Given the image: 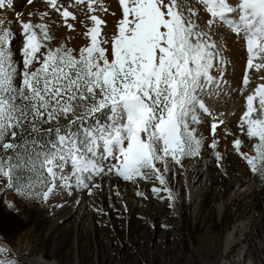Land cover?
Here are the masks:
<instances>
[{"label":"snow or ice","instance_id":"obj_1","mask_svg":"<svg viewBox=\"0 0 264 264\" xmlns=\"http://www.w3.org/2000/svg\"><path fill=\"white\" fill-rule=\"evenodd\" d=\"M41 3L25 0V16L0 0V193L14 194L9 211L79 205L104 182L123 181L143 199L140 182L151 184L175 213L184 193L172 181L205 153L221 177L234 154L264 190V0H118L110 33L96 14L109 11L101 0ZM70 8L90 22L79 21L78 49L51 31L48 9L75 31ZM229 39L247 54L235 86ZM0 264H24L3 236Z\"/></svg>","mask_w":264,"mask_h":264},{"label":"rangeland","instance_id":"obj_2","mask_svg":"<svg viewBox=\"0 0 264 264\" xmlns=\"http://www.w3.org/2000/svg\"><path fill=\"white\" fill-rule=\"evenodd\" d=\"M21 1L24 2L25 7H28L25 5V0H18V2ZM63 2L67 6L72 0H63ZM101 2L108 7L109 11L96 14L107 21L103 32L110 33L115 21L111 12L119 15L118 0H101ZM36 3L40 6L39 10H44L41 0H36ZM16 10L25 12V16L28 13L21 7ZM69 10L78 17L77 21H69L73 23L75 31H68L58 14L48 9L54 21L51 31L58 40L63 39L68 46L78 49L86 43L83 36L86 29L79 21L84 20L86 24L90 22L84 18L83 13L72 8ZM68 37L71 39L69 40ZM225 55L231 60L227 73L230 83L233 86L241 84L243 68L246 66V51L229 39ZM228 110L231 111V108L229 107ZM236 113L239 114V105L236 107ZM237 115L228 118L230 124L236 122ZM220 127L223 128V125ZM230 139L228 137L227 141ZM225 143L226 140L222 137L221 150L224 149ZM229 160L230 163L226 165L228 176L221 177L207 153L204 154V159H196L197 171L202 174L204 185L200 187L192 203L178 204L177 212L173 213L167 203L164 205L156 197L152 199L149 206L145 205L149 208L153 203L158 204L153 214L143 211L136 215L134 211L129 223L131 237L129 241L135 242L137 248L133 251L117 250L118 253L124 252L123 256L117 255L116 252L114 255L111 252L110 228H114V237L119 240L124 239L125 235L120 225L122 219L117 217L116 199L109 194L112 192L109 188L112 187H109L107 182L103 183L101 190H96L94 195L90 196L91 206L93 210L95 209L94 226L97 229L94 232L95 246L99 248L100 243L103 248L97 262L94 261L92 238L86 228L84 230L79 224L76 231H73L57 223V219L67 211V209L64 211V208L79 209L71 198L66 200L63 208L31 205L17 215L6 207V202L15 201L14 194L5 196L0 193V196L1 194L3 196L0 201V236L5 237L10 246L15 245L18 248V257L24 261V264H27L25 259L30 251L35 255H42L48 261L53 258L58 264H73L75 260L78 264H100L102 261L103 264H264V190L258 180L249 179L250 174L245 173V165L234 154L229 157ZM188 161H184L186 171L183 175L187 181L192 178L186 166ZM219 205L222 206L220 214L218 213ZM104 207L107 209L110 207L115 214H111ZM105 211H108L107 216ZM143 217L150 219L143 222L140 219ZM163 220L167 221L162 222ZM161 225L169 227L164 228ZM232 229H235L234 241L225 248V238ZM163 232L169 235L165 236L167 239L171 238L170 236H176L180 239V243L177 242L176 246L166 244V248L162 250L159 240L165 238ZM53 244H56V247L51 254Z\"/></svg>","mask_w":264,"mask_h":264},{"label":"bare ground","instance_id":"obj_3","mask_svg":"<svg viewBox=\"0 0 264 264\" xmlns=\"http://www.w3.org/2000/svg\"><path fill=\"white\" fill-rule=\"evenodd\" d=\"M37 2H39V1H37ZM14 4H15V7L17 9L21 7L26 12H28L31 9V6L30 7L29 6L25 7L24 6V2H22V1L18 2V0H14ZM250 74H251V70H250ZM187 163H186L187 164L186 166L188 167L189 172L192 174L191 180L187 181L186 177H184V176L181 177L180 176L176 180L172 181V185L174 187V190L176 192H183L184 193V199L182 201H178L177 202V205H176V209L177 210H176V212L178 211V204H181V203H184V204L192 203L194 201L196 195H197V192L200 190V187H202L204 185L203 176H202V174H200L197 171V164L198 163H196V159L189 160ZM107 184H108L109 187H112V188H109L112 191V192H109V194H111L110 195L111 197H114L116 199L115 202H116V206L118 207V210H117L116 213H117V217L122 219V221L120 222V225H121L122 232L124 231L123 235H125L124 239L119 240L116 237H114L115 236L114 228L113 227L110 228L111 235L110 234L109 235H110V240H111V252L114 255L121 254V256H123L124 252L118 253V251H133V250H135V248H137V247H135L134 240H133L134 243H131L129 241V238H131L129 236V223H130V220H131L133 212L135 211L136 215H139V214L143 213V211H145V213L146 212H151L153 214L154 212H156L155 210H157L156 207H157L158 204L157 203H153V205L151 207H149V208H147L145 206L146 204H148V206H149L150 203L152 202V199L154 198V196H152V194L150 192V188L152 186L151 184L140 183V186H139V189H138L139 191L143 192L146 196H148V199H143L141 197H137L135 195V192H136L137 189L130 183H126V182H123V181H114L111 186L109 185L108 182H107ZM146 188H147V191H146ZM105 189H107V188H105ZM117 191H119V196L116 195ZM189 193L191 194V199L188 198ZM161 195L163 196V193ZM80 199L82 200V203L80 205H78L79 209H75L74 207L73 208L72 207L71 208H64L63 210L65 211L67 209V211L62 216H60L59 219H57V223L61 224V226L65 227L66 229H72L73 231H76V227L79 224H80V226L83 227L84 230L86 228V231H88V234L92 238L91 240H92L93 245H94L93 255L95 256L94 257L95 258L94 261L97 262L98 258H100L99 256L101 255V253H102L101 250L103 248H102V245L100 243L98 244L99 248L95 246V244H96L95 239H94V232H95V229H96V227L94 226V220H95L94 212L95 211L93 210V208L91 206L92 203H91V200H90V196L83 195V196L80 197ZM69 203H68V205H69ZM159 203H161V202H159ZM125 204L127 205V211H124V205ZM68 205H67V207H68ZM164 205H166V204L164 203ZM159 206L161 207V205H159ZM75 207L77 208V206H75ZM221 207H222L221 205L218 206V213L219 214H220L221 209H222ZM104 209H107V207H104ZM107 210L111 214H115L113 212V209H111L110 207ZM108 211H105L106 212V216H107ZM140 219L143 222H145V221H147L150 218L143 217V218H140ZM164 221L166 222L167 220H163L162 222H164ZM112 222H113V220H112ZM146 226H145V228H146ZM177 229H178V227H177ZM106 233H108V232H106ZM160 233H161V230H160ZM234 234H235V229H232L231 232H229L227 234V236L225 238V246H226L225 248H227L229 245H231V243L234 241ZM163 235H164V237L165 236H169V235H167V233L166 234L164 233ZM170 237L171 238H168V239H167V237H165V238L160 237L162 239L159 240V244L160 243L162 244V245L160 244L161 245L160 247H161L162 250H164L166 248V244H168L170 246V244L175 245V244H177V242L180 243V239H178L176 236H170ZM114 238H115V240H113ZM140 238H141V236H140ZM150 239H151V237H150ZM145 240H146V238H145ZM137 242H139V241L137 240ZM146 242H149V241H146ZM109 245H110V243H109ZM147 245H148V243H147ZM103 246H105V245L103 244ZM55 247H56V244H53V248H52L51 254H53V251H54ZM150 247H152V246H150ZM150 247L148 249H150ZM114 252H116V254ZM25 260H26L27 264H58L53 258L48 261V260H45L42 255H35L32 251H30V253L28 254V257ZM77 262L78 261L75 260L73 262V264H78ZM103 263L104 262L102 261L100 264H103Z\"/></svg>","mask_w":264,"mask_h":264},{"label":"trees","instance_id":"obj_4","mask_svg":"<svg viewBox=\"0 0 264 264\" xmlns=\"http://www.w3.org/2000/svg\"><path fill=\"white\" fill-rule=\"evenodd\" d=\"M2 197H3V196H2V194H1V196H0V201L2 200Z\"/></svg>","mask_w":264,"mask_h":264}]
</instances>
